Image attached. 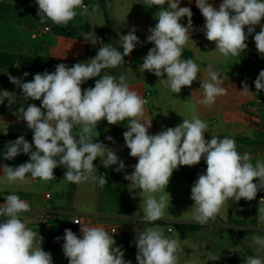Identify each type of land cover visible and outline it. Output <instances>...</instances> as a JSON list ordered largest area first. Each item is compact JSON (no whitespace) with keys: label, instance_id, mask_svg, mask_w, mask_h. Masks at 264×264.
<instances>
[{"label":"clouds","instance_id":"9594fccd","mask_svg":"<svg viewBox=\"0 0 264 264\" xmlns=\"http://www.w3.org/2000/svg\"><path fill=\"white\" fill-rule=\"evenodd\" d=\"M195 2L205 20L200 30L208 41L215 43L223 57H237L245 51L246 41L256 26H260V31L254 35L256 49L264 57V0H222L218 9L208 0ZM35 3L41 24L50 20L61 27H66L77 16V9H81L80 15H85L89 7L84 0H35ZM180 3L181 0H145V5L158 6L159 11L154 17L158 22L148 29L150 34L146 38L154 47L142 58L139 70L153 73L160 78L161 85L177 94L182 87H191L199 79L203 98L197 103L210 108L218 97L227 94V89L223 78L211 66L204 70L203 78H198L199 65L193 59H181L184 47L192 40L194 27L191 8L180 7ZM91 8L93 13L100 11L99 4ZM184 17H187L186 26L181 23ZM136 31L133 27L126 35H120L123 53L111 43L104 44L98 39L91 42L99 43L97 54L86 62L71 67L60 63L54 72L46 69L34 74L28 82H23V77L8 76L9 81L21 89V94L18 97L14 92L0 91V104L5 100L9 108L19 104L13 115L26 122L33 137L32 143L21 135L5 145V160H13L21 153L29 156V161L19 166L3 165L6 182L10 185L23 182L28 174L33 179L50 181L56 178L54 169L63 166L67 182L92 181L103 187L108 183L106 174L95 175L94 161L99 157L105 168L117 165V172L125 169V163L103 142H94L93 137L99 135L97 125L102 120L109 125L127 121L123 138L130 149L129 155L136 158L137 163L132 166L131 174L125 173L124 179L130 182L131 189L141 190L144 222L153 223L163 218L165 209H169L170 195L165 194V190L173 172L180 166H195L202 159L207 165L206 172L198 175L191 188L193 221L204 225L214 220L229 199L235 202L242 198L255 199L258 191L264 190V162L257 160L253 164L251 154H240L235 140L228 136L219 139L211 135L210 140L205 139L209 126L196 113L175 127L149 134L152 119L145 114L147 101L130 89L123 74L119 77L107 72L101 75L102 70L125 64L124 57L142 43ZM97 77L94 87L82 90V84ZM254 83L256 94L264 91V70ZM242 87L243 95L252 93L246 81L242 82ZM29 99L41 101V105L25 106L24 102ZM106 139L113 140L111 136ZM5 201L0 204V218H3L0 221V264H53L52 254L42 248L43 236L20 218L21 213L31 211L30 205L16 194L7 195ZM257 217L264 223V208H259ZM71 220L81 226L82 235L78 237L71 229L64 231L62 250L69 264H131L124 259L122 246H115L113 234L117 229L109 234L103 227L82 225L78 218ZM56 239L59 241L61 237ZM252 241L258 251L264 250V237L254 236ZM135 246L138 264H179L180 242L167 238L158 228L136 229ZM206 258L217 261L220 256L208 251ZM245 264H264V258L249 255Z\"/></svg>","mask_w":264,"mask_h":264},{"label":"crops","instance_id":"0c3cea01","mask_svg":"<svg viewBox=\"0 0 264 264\" xmlns=\"http://www.w3.org/2000/svg\"><path fill=\"white\" fill-rule=\"evenodd\" d=\"M208 2L218 9L222 0H208ZM144 3L145 0H113L108 16L109 23H106L101 8L100 13L104 22L97 21L95 23L88 17V13L91 12L92 8L87 1H84V4L89 6L88 13L80 15L81 9H77V16L66 27H61L53 24L50 20L45 24L39 22L37 16L38 5L35 0H0V91L14 92L19 97L21 89L12 84L8 76L23 77V82L31 81L34 74L45 71L40 66V62L71 64L86 62L97 54L100 45L99 43L94 45L91 42L98 41V39L102 40L104 44L111 43L113 47L121 52L119 37L120 35H126L133 27L137 29L136 35L139 40L146 42V38L150 34L148 29L154 27L158 22L154 17L155 13L159 11V7H149ZM96 4H99L97 0ZM194 6H196L195 0H191V2L181 0L180 7L191 8ZM203 22L205 24L204 18ZM84 27L89 28V30H84ZM259 31L260 26H256L255 32L246 41L248 48L241 52L239 56L229 58L223 57L216 50L215 43L208 41L203 32H197L195 29L192 31V40L190 39L184 48L193 53L194 61L200 67L201 71L198 78H203L204 70L211 66L213 71L218 72L223 78V86L227 89V94L218 97L210 108H206L197 103L198 100L203 98V90L200 89L201 82L197 79L191 87L185 86V94L184 97H181L182 106L179 113L182 117L188 119L191 118L193 113H196L209 126V132L205 133L206 137L223 135L247 138L253 141V144L236 142L238 152L240 154L249 152L253 164L256 163V160L264 162V104L261 103L264 100V91L256 94L254 83L264 67L243 65L241 58L242 56L258 53L254 35ZM245 32H247L246 27ZM135 50H137L136 53L140 57L137 62L136 77H156L153 73L139 70V66L143 63L142 58L147 55L148 51L139 47L138 44ZM18 57L23 59L18 60ZM67 58H71L73 61ZM133 58L132 53L128 55L129 60ZM30 63L33 64L31 68L28 66ZM47 68L49 70L50 66ZM25 72L29 73L26 77L23 76ZM105 72L114 76L123 74L125 77L130 73L123 69L116 74L112 69H105L102 70L101 75ZM156 78L159 82L160 78ZM163 78H167L166 74ZM96 79H99V77L90 80L95 82ZM244 81L247 82L249 90L252 92L248 96L243 95L241 92L243 90L242 82ZM81 88L82 90L86 89L82 85ZM24 103L25 106L31 103H35L38 107L41 105V101L31 99ZM19 106V104H13L9 108L7 100L0 104V204L5 203V197L11 194H16L26 201L30 205L31 211L21 213L20 218L27 221L29 228L39 231L43 236L42 248L52 254L53 264H69L62 250L63 233L65 229L76 228L78 225H71L65 217L57 218L50 226H43L37 220L39 213L43 211L62 210L60 207L53 205L52 195L49 192L41 191V188H44L50 181L33 179L28 174L23 182L10 185L3 176V165L16 167L29 161V156L23 153L13 160H5L3 156L5 145L21 135H24L25 139L32 143V130L27 128L26 122L18 120V117L13 115L14 112L18 111ZM102 123H104L103 120L97 125V131L101 128L100 124ZM93 140H98L104 144L110 143L107 139L106 142L102 141L100 137H93ZM98 163L99 157L94 165ZM195 166L179 167V177L187 180L185 172H192L197 179L199 174L206 172L207 165L203 159ZM64 171L63 166L54 169L56 178L53 180L64 178ZM178 175L176 176L178 177ZM188 183L192 188L193 184L189 181ZM47 193L50 194L49 198L45 197ZM257 196L259 197V195ZM262 197L264 198V194ZM253 201H256V209L253 207ZM171 204L177 208L181 207L180 204L182 203L178 199ZM262 204L264 208V199L260 201L255 198L247 201L242 198L239 202L229 199L230 215L228 220L208 222L204 225L193 221V219L161 218L157 221H175L181 224L200 226L197 230L187 232L185 236H181L175 229L178 233L177 236L172 235V231L167 232L165 229L162 231L167 238H175L180 242L182 250L178 253L179 264H245L246 257L249 255L264 258V250L258 251L257 246L252 241L254 236L264 237V223L257 217ZM143 215V212L136 213L133 216L135 221L132 223L96 221L93 224L91 218H89L82 225L103 227L109 234L112 233L113 229H117L113 234L116 241L115 246H122L121 250L125 253L124 259L126 261H131V264H138L136 260L137 248L135 246L136 229L143 230L151 226L165 227L155 222H144L142 220ZM2 219L0 218V221ZM138 221L143 222L138 224ZM227 229L229 230L228 236ZM52 230L55 233H60L61 242L55 249L48 250L45 236L51 233ZM52 234L54 233L52 232ZM76 234L78 237L81 236L78 231ZM242 248H244V251ZM208 251L220 256V259L207 261L206 254Z\"/></svg>","mask_w":264,"mask_h":264},{"label":"rangeland","instance_id":"374dc122","mask_svg":"<svg viewBox=\"0 0 264 264\" xmlns=\"http://www.w3.org/2000/svg\"><path fill=\"white\" fill-rule=\"evenodd\" d=\"M91 6L96 4V0H84ZM89 19H92L95 23L104 22L102 14L99 12L88 13ZM121 48V47H120ZM137 50H133L131 53L134 55L133 59H128V56L124 57L125 64L112 69L116 74L121 70H127L130 73L126 77L130 89L137 91L147 101L145 105V114L149 119H152V126L149 129V134H155V130L160 132L168 127H175L183 122L185 117L179 115L182 106L181 97H184L185 87H182L180 93H173L170 88L161 85L156 77L149 78H137V62L140 57L136 53ZM121 53L123 49L121 48ZM71 59V58H67ZM70 61H73L72 59ZM120 76V74H119ZM118 75L116 77H119ZM150 93V96L146 94ZM178 111V113H177ZM188 119V118H185ZM100 124L98 133L102 141L106 142V137L111 136L113 138L109 144H105L107 147L113 149L118 157L125 163V169L121 172L115 171L117 165H112L105 168L100 161L96 164L95 175L100 176L106 174L108 183L103 187H100L98 183L88 181L80 184H74V194L70 196L68 193L69 186L72 184L67 182L64 178L59 180H50L44 188H41L43 192H49L52 195V203L62 209V211H73L80 215H85L91 218L92 223L98 222H134L133 216L138 212H143V201L139 196L140 189H131L129 187L130 182L124 179L125 173L131 174L133 165L137 163V159L129 155L130 149L125 145L123 138L124 131L127 130L125 125L127 121L122 122L119 125H109L106 120ZM107 129V130H106ZM257 161V160H256ZM181 167V166H180ZM196 167V166H195ZM180 168L173 172L168 187L165 190L169 193V209H165V215L163 218H176V219H192L194 201L190 198L191 188L186 179L179 177L178 171ZM178 175V177L176 176ZM135 195V199H133ZM159 195V194H157ZM181 201V207H173L171 203L178 200ZM256 201H253V207L255 208ZM263 204L261 205V208ZM256 209V208H255ZM230 207L228 206V200L221 208L219 214L214 221L228 220ZM143 221H138L140 224ZM88 227H94L93 225H85ZM152 228H158L160 231L167 230V226H151ZM81 226L76 228H70L74 233L80 232ZM227 236L229 230L227 229ZM64 235V233H63ZM172 235L177 236L178 233L172 227ZM244 251V248H242Z\"/></svg>","mask_w":264,"mask_h":264},{"label":"trees","instance_id":"16d2710c","mask_svg":"<svg viewBox=\"0 0 264 264\" xmlns=\"http://www.w3.org/2000/svg\"><path fill=\"white\" fill-rule=\"evenodd\" d=\"M97 1H98L99 5H100L101 13L104 16L106 23H109L108 16H109V11L111 9V4H112L113 0H97ZM191 11L193 13L192 22H193L194 29L197 32H202L200 29L203 28L204 22H203V18H202V14H201L200 10L196 6H194V7H191ZM181 23L186 26L187 25V17L182 18L181 19ZM83 29L87 30V31L89 30V28H87V27H84ZM138 45L141 48H143V49H145L147 51H149L150 48L154 47L153 44L147 43V42H142L141 44H138ZM189 58L194 60V55H193V53L190 50L184 48L181 59H189ZM17 59L21 60L23 58L22 57H18ZM241 61H242L243 65H253V66H256L258 68L264 67V57H261V55L258 54V53L253 54V55H249V56H242ZM40 63H41L40 66L43 67L42 68L43 70L48 69L47 67L50 66L48 71L51 73V72L55 71V66L56 65H58L60 63H63V62H40ZM64 64L68 65L69 67L74 65V64H71V63H64ZM28 66H30V68H31L33 66V64L30 63ZM82 86L84 88L94 87L95 86V82H93L91 80H88L84 84H82ZM156 133L157 132L155 131V134ZM216 137H218L219 139H223L225 136L216 135ZM230 138H233L235 140V142L238 141V142H243V143H247V144H253V141H251V140H249L247 138H236V137H230ZM205 139L210 140L211 137H206L205 136ZM94 142H98V140H94ZM95 163H96V160L94 161V164ZM185 175H186L187 180L191 184H194V182L196 180L194 174L192 172H185ZM262 191L263 190L258 191L257 195L262 196L264 194V192H262ZM73 192H74V184L72 183L70 185V187H69V194L72 196ZM155 223L160 224V225H164V226L172 225V227L177 232H179V234L181 236H185L187 234V232L193 231V230H197L200 227L199 225H195V224H181V223H178V222H175V221H167V222L155 221ZM52 232L54 234H52ZM52 232L45 236L46 245L48 247V250L55 249L59 245V243L61 242V239L59 241H57V239H56L57 237H60V233H55L54 230H52Z\"/></svg>","mask_w":264,"mask_h":264},{"label":"built area","instance_id":"2783aa9c","mask_svg":"<svg viewBox=\"0 0 264 264\" xmlns=\"http://www.w3.org/2000/svg\"><path fill=\"white\" fill-rule=\"evenodd\" d=\"M146 95L150 96V93H147ZM261 103L264 104V100H262ZM45 197L49 198L50 194H48V193L45 194ZM256 198L260 201H262L264 199L262 196H259V197L256 196ZM61 217L67 218L68 222L73 226L79 225V224L72 222L71 219H73V218H78L80 220L81 224L83 222H87L88 219L90 218L88 216L75 213L73 211L71 212V211H62V210H46V211L39 213L37 220H38V223L43 225V226H50L51 224H53L55 222V220L57 218H61ZM167 227H168L167 232H171L172 231V225H167Z\"/></svg>","mask_w":264,"mask_h":264},{"label":"water","instance_id":"95a60500","mask_svg":"<svg viewBox=\"0 0 264 264\" xmlns=\"http://www.w3.org/2000/svg\"><path fill=\"white\" fill-rule=\"evenodd\" d=\"M140 47V46H139Z\"/></svg>","mask_w":264,"mask_h":264}]
</instances>
